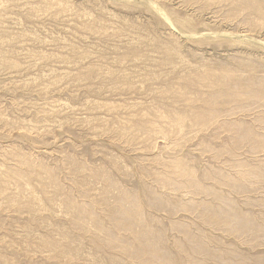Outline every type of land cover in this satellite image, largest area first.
Wrapping results in <instances>:
<instances>
[{"label": "rangeland", "instance_id": "rangeland-1", "mask_svg": "<svg viewBox=\"0 0 264 264\" xmlns=\"http://www.w3.org/2000/svg\"><path fill=\"white\" fill-rule=\"evenodd\" d=\"M0 264H264V0H0Z\"/></svg>", "mask_w": 264, "mask_h": 264}, {"label": "bare ground", "instance_id": "bare-ground-1", "mask_svg": "<svg viewBox=\"0 0 264 264\" xmlns=\"http://www.w3.org/2000/svg\"><path fill=\"white\" fill-rule=\"evenodd\" d=\"M128 1V0H127ZM151 3V2H150ZM148 4V3H147ZM151 4H154V3H151ZM160 14V13H159ZM162 15V14H161ZM167 22V21H166ZM184 36V35H183ZM216 37V36H215ZM229 37V36H228ZM235 37V36H234ZM239 37V36H238ZM252 39V38H251ZM257 43V42H256ZM263 46V45H262Z\"/></svg>", "mask_w": 264, "mask_h": 264}]
</instances>
